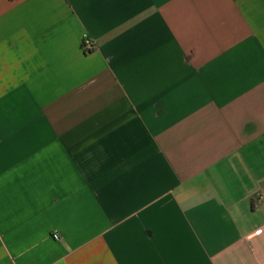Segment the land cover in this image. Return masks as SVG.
Listing matches in <instances>:
<instances>
[{
	"label": "crops",
	"instance_id": "obj_1",
	"mask_svg": "<svg viewBox=\"0 0 264 264\" xmlns=\"http://www.w3.org/2000/svg\"><path fill=\"white\" fill-rule=\"evenodd\" d=\"M0 264H264V0H0Z\"/></svg>",
	"mask_w": 264,
	"mask_h": 264
},
{
	"label": "built area",
	"instance_id": "obj_2",
	"mask_svg": "<svg viewBox=\"0 0 264 264\" xmlns=\"http://www.w3.org/2000/svg\"><path fill=\"white\" fill-rule=\"evenodd\" d=\"M94 48L93 43L90 40H85L83 43V49L87 52L92 51ZM57 238V236H55Z\"/></svg>",
	"mask_w": 264,
	"mask_h": 264
}]
</instances>
